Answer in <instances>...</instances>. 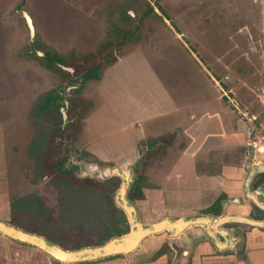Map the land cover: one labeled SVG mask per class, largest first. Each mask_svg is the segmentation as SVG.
Instances as JSON below:
<instances>
[{
  "label": "rangeland",
  "instance_id": "rangeland-1",
  "mask_svg": "<svg viewBox=\"0 0 264 264\" xmlns=\"http://www.w3.org/2000/svg\"><path fill=\"white\" fill-rule=\"evenodd\" d=\"M194 54L233 91L228 101L263 122L264 0H0V167L10 203L28 201L38 213L17 210L10 224L70 251L105 245L108 234L126 230L125 220L130 227L120 206L124 178L113 174L114 166L109 175L101 172L106 165L86 150L83 131L105 101L107 110L117 106L119 118L111 119L124 123L134 88L148 97L134 59H146L163 85L186 99L199 76ZM130 61L127 74L104 93L105 76ZM96 65L100 79L83 82ZM57 95L61 109L40 112ZM128 173L123 199L134 205V169ZM63 181L102 189L108 208L118 211L71 204ZM77 210L95 216V225H83Z\"/></svg>",
  "mask_w": 264,
  "mask_h": 264
},
{
  "label": "crops",
  "instance_id": "crops-1",
  "mask_svg": "<svg viewBox=\"0 0 264 264\" xmlns=\"http://www.w3.org/2000/svg\"><path fill=\"white\" fill-rule=\"evenodd\" d=\"M193 60L199 76L181 100L148 69L146 59H134L140 67L134 66V75L145 80L148 97L134 88L130 121L124 123L115 121L117 106L107 110L105 101L85 126L83 144L106 165L97 167L105 175L113 166L123 172L134 169V186L143 194L141 199L134 194L140 226L201 222L147 236L129 254L76 264H264V152L251 146L249 125L240 111L255 115L236 100V105L228 101L233 91L197 55ZM129 64L122 62L105 76L104 82L110 81L104 93L127 74ZM0 175L7 181H0V222L10 224L12 204L1 167ZM227 218L263 225L220 221ZM0 264L64 263L0 234Z\"/></svg>",
  "mask_w": 264,
  "mask_h": 264
},
{
  "label": "water",
  "instance_id": "water-1",
  "mask_svg": "<svg viewBox=\"0 0 264 264\" xmlns=\"http://www.w3.org/2000/svg\"><path fill=\"white\" fill-rule=\"evenodd\" d=\"M31 35H34V26L32 19L27 13H24ZM114 175L122 176L124 178V186L122 188V195L120 200V206L129 216L130 227L132 231L121 237H117L107 242L103 246L94 248H83L81 250H65L57 245H54L47 241L45 238L38 236L37 234L27 233L21 229L16 228L9 223L0 222V234L18 242L21 244L29 245L38 248L51 256L53 259L64 264H76L82 262L96 261L99 259H105L112 256L129 254L138 248L139 243L147 236L158 234L164 230H170L178 232L184 227L201 222L200 220H194L183 223L161 222L152 226L142 227L138 224L134 205L130 204L123 199L126 190L128 189L127 178L129 177L128 171L114 170ZM221 222H235L246 221L251 225L262 226V223L248 221L244 219H221Z\"/></svg>",
  "mask_w": 264,
  "mask_h": 264
},
{
  "label": "trees",
  "instance_id": "trees-1",
  "mask_svg": "<svg viewBox=\"0 0 264 264\" xmlns=\"http://www.w3.org/2000/svg\"><path fill=\"white\" fill-rule=\"evenodd\" d=\"M152 11L154 12V10ZM129 19H130L129 16H125L123 20L125 23H129ZM101 69H102V66L96 65L95 67L85 72L82 75L83 82L96 81L100 79L99 73ZM59 99H62V98L58 95L56 97H48L44 101L42 107L39 109L40 112L47 111L50 108H55L57 110H60L61 106L58 104ZM139 182L141 181L138 180V183ZM63 184H65L66 186L65 192H66L67 197H69L71 204H76V203L79 204L80 202H83L84 208L95 210L98 213H101V212H104V210L105 211L107 210L108 206L105 203L106 201H105V197L103 194L104 191L102 189L101 190L99 189L98 191V190L93 189L89 185H82V186L80 185L81 188L79 189V188H76L75 184H72L69 181H63ZM134 192H135L136 197L140 199L143 198L142 190L138 185L134 186ZM36 201L38 203L40 202L39 199H36ZM32 204L33 203H29L28 201L27 202L20 201L19 203L17 202V204H12V216L15 214V211L22 210V209L23 210L28 209V212L31 215H38V213L34 211ZM110 209L108 208L107 212H111V210L114 212L118 211L116 207L114 209H111V210ZM75 215H80V216L83 215V218H81L83 225H86L87 227H91L95 225L94 223L95 216H92L90 212L85 213L80 210H77ZM125 223L128 225L125 231L119 234H108L105 237V240L109 242L116 237H121L123 235L128 234L130 232V227H129L127 220H125ZM87 246L89 245H80V246L78 245V246H75L71 251L81 250ZM66 250H70V249H66Z\"/></svg>",
  "mask_w": 264,
  "mask_h": 264
},
{
  "label": "built area",
  "instance_id": "built-area-1",
  "mask_svg": "<svg viewBox=\"0 0 264 264\" xmlns=\"http://www.w3.org/2000/svg\"><path fill=\"white\" fill-rule=\"evenodd\" d=\"M249 125L251 135V146L264 152V125L258 122L255 116H248V113L240 111Z\"/></svg>",
  "mask_w": 264,
  "mask_h": 264
}]
</instances>
